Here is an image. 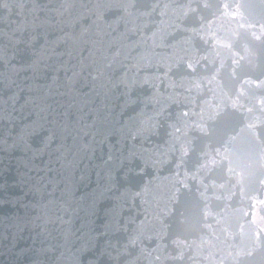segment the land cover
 <instances>
[{"label": "water", "instance_id": "1", "mask_svg": "<svg viewBox=\"0 0 264 264\" xmlns=\"http://www.w3.org/2000/svg\"><path fill=\"white\" fill-rule=\"evenodd\" d=\"M0 264H264V0H0Z\"/></svg>", "mask_w": 264, "mask_h": 264}]
</instances>
